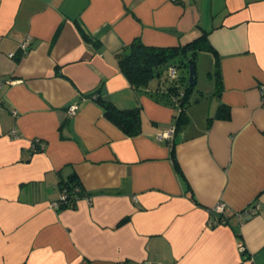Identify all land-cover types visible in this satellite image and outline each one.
Listing matches in <instances>:
<instances>
[{
    "label": "crops",
    "instance_id": "0c3cea01",
    "mask_svg": "<svg viewBox=\"0 0 264 264\" xmlns=\"http://www.w3.org/2000/svg\"><path fill=\"white\" fill-rule=\"evenodd\" d=\"M202 33L210 84L158 138L179 110L149 95L156 78L135 90L116 53ZM0 81V264H264V0H0ZM93 95L139 107L140 132Z\"/></svg>",
    "mask_w": 264,
    "mask_h": 264
},
{
    "label": "trees",
    "instance_id": "16d2710c",
    "mask_svg": "<svg viewBox=\"0 0 264 264\" xmlns=\"http://www.w3.org/2000/svg\"><path fill=\"white\" fill-rule=\"evenodd\" d=\"M200 50H213L208 43L206 33H202L196 38L177 46L168 47L148 46L143 44L139 38H136L119 50L116 55L118 56L120 70L135 90H142L149 86L152 79H157V86L155 89L150 90L149 95L154 100L179 110L176 114L175 130L180 128L187 120L184 108L190 102L192 90V84L186 80L185 75L178 74V68L187 66L189 63L195 68V57ZM169 65L176 67L175 77L168 75L167 68ZM214 73H219L217 58L215 59ZM218 80L219 77L216 76L217 86L219 85ZM92 97L104 109L105 117L125 134L134 136L140 132L141 111L139 107L119 109L98 95ZM222 111L223 106L221 104L214 116H225ZM63 187L68 192L69 202L76 196L75 188L80 189L78 195L81 193V185L78 182L65 183Z\"/></svg>",
    "mask_w": 264,
    "mask_h": 264
},
{
    "label": "built area",
    "instance_id": "2783aa9c",
    "mask_svg": "<svg viewBox=\"0 0 264 264\" xmlns=\"http://www.w3.org/2000/svg\"><path fill=\"white\" fill-rule=\"evenodd\" d=\"M173 2H176V3H181L185 0H171ZM32 42V37L27 35L22 41H20L19 45H18V48L22 51V52H26L30 46ZM13 53H10V56L12 55ZM167 72H168V75L170 77H175L176 76V67L174 65H169L168 68H167ZM14 80H8L7 83H13ZM3 82L0 81V88L2 86ZM259 90H260V94H261V97H262V100H264V83H262L260 86H259ZM76 110V105H69L68 107V112L73 114ZM174 132V127L172 126L169 130L165 131V132H162L160 134H158V138H167V139H170L172 137V134ZM31 147L33 150H41L43 149L44 147V144L43 142L39 141V140H32L31 141ZM80 189L75 188V193H76V196L78 197V192H79ZM67 190L65 187H63L61 189V192L59 194V197L57 200L53 201L51 203V206L55 209H58L59 207H61L62 205H65V204H68L69 203V200L67 198ZM225 209V205L224 203L222 202H218L216 203V205L213 207V210L214 212H216L217 214H222L223 211ZM259 209V204H255L254 206H252L250 209H246V210H243L242 213H248V212H252V211H257ZM241 212L237 213V215L240 217L242 215ZM225 222V219H222V218H215L214 220L211 221V225H217V224H222ZM156 264H162V263H156Z\"/></svg>",
    "mask_w": 264,
    "mask_h": 264
},
{
    "label": "rangeland",
    "instance_id": "374dc122",
    "mask_svg": "<svg viewBox=\"0 0 264 264\" xmlns=\"http://www.w3.org/2000/svg\"><path fill=\"white\" fill-rule=\"evenodd\" d=\"M196 62V76L195 83L192 85L194 93H198L199 90H205L210 84L211 77L208 75V61L204 56L198 55L195 59ZM189 67L182 66L178 68V74H183L188 80Z\"/></svg>",
    "mask_w": 264,
    "mask_h": 264
},
{
    "label": "water",
    "instance_id": "95a60500",
    "mask_svg": "<svg viewBox=\"0 0 264 264\" xmlns=\"http://www.w3.org/2000/svg\"><path fill=\"white\" fill-rule=\"evenodd\" d=\"M188 67H189L188 82L193 85L195 82L194 78L196 76V70L190 63Z\"/></svg>",
    "mask_w": 264,
    "mask_h": 264
}]
</instances>
